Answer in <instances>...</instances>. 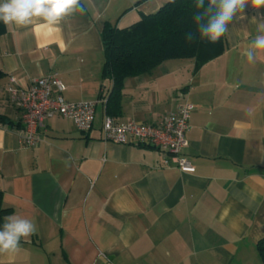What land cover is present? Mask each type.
<instances>
[{"label": "crops", "instance_id": "obj_1", "mask_svg": "<svg viewBox=\"0 0 264 264\" xmlns=\"http://www.w3.org/2000/svg\"><path fill=\"white\" fill-rule=\"evenodd\" d=\"M170 0H81L84 12L57 25L42 19L0 35V190L9 215L36 231L0 264H264V52L246 51L264 17L246 5L224 34V49L200 66L164 61L124 81L121 122L157 123L194 104L186 156L194 172L164 164L149 144L103 139L112 79L103 75L106 23L127 28ZM56 72L71 102L97 101L91 130L49 118L41 141L20 142L22 113L8 99Z\"/></svg>", "mask_w": 264, "mask_h": 264}, {"label": "trees", "instance_id": "obj_2", "mask_svg": "<svg viewBox=\"0 0 264 264\" xmlns=\"http://www.w3.org/2000/svg\"><path fill=\"white\" fill-rule=\"evenodd\" d=\"M208 0H205L207 6ZM196 0L168 1L156 13L144 15L127 28H118L106 23L102 31L105 63L103 75L112 79L106 106V114L121 112V97L124 81L128 77L151 72L166 60L193 58L200 66L215 58L224 49V35L215 43L201 39L193 19L198 11ZM6 25L0 21V35ZM191 33L194 39L186 37ZM4 73L0 70V78ZM10 213L2 205L0 190V227ZM257 250L264 263V236L257 242Z\"/></svg>", "mask_w": 264, "mask_h": 264}, {"label": "built area", "instance_id": "obj_3", "mask_svg": "<svg viewBox=\"0 0 264 264\" xmlns=\"http://www.w3.org/2000/svg\"><path fill=\"white\" fill-rule=\"evenodd\" d=\"M65 89L56 72L31 80L27 87L13 76L9 78L6 93L11 104L22 113L20 142L24 147L38 146L45 121L55 116L72 120L83 132L92 129L98 102L68 101L63 95ZM194 107V104L184 101L157 123L121 122L106 114L102 125L103 139L121 144L129 140L149 144L165 155L164 164L167 167L194 172L195 165L185 154L189 146L187 133Z\"/></svg>", "mask_w": 264, "mask_h": 264}, {"label": "clouds", "instance_id": "obj_4", "mask_svg": "<svg viewBox=\"0 0 264 264\" xmlns=\"http://www.w3.org/2000/svg\"><path fill=\"white\" fill-rule=\"evenodd\" d=\"M175 3V0H170ZM259 10L264 7V0H196L198 10L193 19L201 39L217 42L227 31L237 13H243L246 5ZM76 12H84L81 0H0V21L5 25L14 24L23 27L32 24L34 19H42L48 25H57L65 17ZM258 35L249 45L246 56L253 62L257 54L264 52V17L254 18ZM189 41L194 36L189 33ZM36 231V225L19 215L6 217L0 227V254L15 253L19 250L22 238H27Z\"/></svg>", "mask_w": 264, "mask_h": 264}]
</instances>
